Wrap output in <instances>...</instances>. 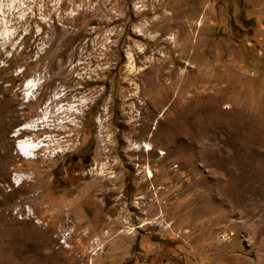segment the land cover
Returning a JSON list of instances; mask_svg holds the SVG:
<instances>
[{"label":"rangeland","instance_id":"obj_1","mask_svg":"<svg viewBox=\"0 0 264 264\" xmlns=\"http://www.w3.org/2000/svg\"><path fill=\"white\" fill-rule=\"evenodd\" d=\"M0 102V264H264V0H0Z\"/></svg>","mask_w":264,"mask_h":264},{"label":"bare ground","instance_id":"obj_2","mask_svg":"<svg viewBox=\"0 0 264 264\" xmlns=\"http://www.w3.org/2000/svg\"><path fill=\"white\" fill-rule=\"evenodd\" d=\"M30 85V84H29ZM28 88V89H27ZM27 88H26V90H32V86H28L27 85ZM33 92H34V90H33ZM32 91H31V94L33 93ZM55 99V98H54ZM2 102H0V117L5 113V109H4V107L2 106V104H1ZM49 104V103H48ZM51 106V105H50ZM46 107H47V105H46ZM49 107V106H48ZM47 109V108H46ZM45 109V110H46ZM49 109V108H48ZM47 109V110H48ZM49 111V110H48ZM47 113V112H46ZM46 113H42V114H44V115H41L38 119H36V120H31L30 121V123H28V125L26 126V129H28L29 131H35V130H37V129H39V124H42L43 126H44V124H45V126H47L48 124H49V120L47 119V115H46ZM48 114V113H47ZM42 116L44 117V118H42ZM50 118V117H49ZM39 119H40V121H39ZM51 126V125H50ZM31 129H33V130H31ZM58 130V129H57ZM20 131H21V129H20ZM30 133V132H29ZM46 141V140H45ZM23 143V145L26 147V146H28L31 150L33 149L34 150V148H36L37 147V145L35 144V143H32L31 141H24V142H22ZM43 146V145H42ZM23 147V146H22ZM144 147V146H143ZM143 147H141V148H143ZM20 150L23 152V154L25 155V156H27L26 155V153H24V148H20ZM30 150V151H31ZM146 150L148 151V150H151V147H148V146H146ZM16 151L18 152V150H17V148H16ZM28 153V152H27ZM18 154L21 156V154L18 152ZM22 157V156H21ZM28 159H30V158H28ZM21 176H23V175H21ZM22 178H24V177H22ZM28 178V177H27ZM28 180V179H27ZM26 180V181H27ZM12 182H13V184L14 185H18L19 184V178L18 179H16L15 177L12 179Z\"/></svg>","mask_w":264,"mask_h":264},{"label":"built area","instance_id":"obj_3","mask_svg":"<svg viewBox=\"0 0 264 264\" xmlns=\"http://www.w3.org/2000/svg\"><path fill=\"white\" fill-rule=\"evenodd\" d=\"M32 215H33V214H32ZM32 215H31V216H32Z\"/></svg>","mask_w":264,"mask_h":264}]
</instances>
